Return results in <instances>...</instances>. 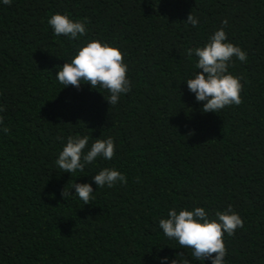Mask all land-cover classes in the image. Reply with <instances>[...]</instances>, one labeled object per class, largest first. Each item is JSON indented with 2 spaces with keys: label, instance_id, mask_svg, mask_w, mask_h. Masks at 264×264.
I'll return each mask as SVG.
<instances>
[{
  "label": "trees",
  "instance_id": "1",
  "mask_svg": "<svg viewBox=\"0 0 264 264\" xmlns=\"http://www.w3.org/2000/svg\"><path fill=\"white\" fill-rule=\"evenodd\" d=\"M55 13L86 21L87 36H55L47 24ZM190 13L198 27L185 22ZM224 19L228 39L247 53L230 67L243 77L242 102L203 113L181 83L200 71L187 49L203 46ZM92 38L118 45L129 65L133 88L116 106L106 91L62 89L54 75ZM0 105L10 129L0 131V264H159L157 256L184 251L158 227L177 205L213 215L231 205L244 227L224 236L227 264H264V0L0 5ZM76 134L90 143L113 137L116 155L61 173L58 137ZM104 167L127 183L96 190L92 176ZM75 182L92 183L90 204L62 197Z\"/></svg>",
  "mask_w": 264,
  "mask_h": 264
},
{
  "label": "clouds",
  "instance_id": "2",
  "mask_svg": "<svg viewBox=\"0 0 264 264\" xmlns=\"http://www.w3.org/2000/svg\"><path fill=\"white\" fill-rule=\"evenodd\" d=\"M12 4L13 0H0V5ZM185 22L198 27L200 19L190 13ZM47 24L55 36H63L70 42L86 37L89 31L86 21L74 19L66 13L51 15ZM228 24V19L222 20L221 27L208 37L203 46L187 49L188 57L196 58L195 69L200 71L190 73L181 83H186L197 104H202L200 110L203 113L217 114L225 107L242 102L243 77L234 75L230 67L236 61L247 63V53L228 39L225 30ZM129 71V65L118 45L92 38L85 40L62 66H57L54 75L63 86L62 89L69 86L79 89L82 84H89L93 89L106 91L108 95H103L105 100L110 106H116L132 91ZM4 110L0 105V112ZM0 131L5 134L10 131L4 126L2 116ZM58 139L63 147L55 165L61 173L84 172L87 166L95 164L98 159L110 161L116 155L117 145L111 136L92 138L91 143L88 135L81 134ZM92 181L96 190L113 188L117 184H126L127 176L115 167H104L92 176ZM73 189L75 194L72 193ZM95 191L92 183L75 182L69 188H64L61 195L64 199L75 196L88 205L94 199ZM158 227L168 240L178 245L171 248L184 250L176 251L172 256H157L159 264H194L196 261L199 264H206L207 261L210 264H227L224 236L234 235L237 229L244 227V221L231 205L223 211H216L214 215L204 206L177 205L168 208L166 217L159 220ZM164 247H158V251Z\"/></svg>",
  "mask_w": 264,
  "mask_h": 264
}]
</instances>
